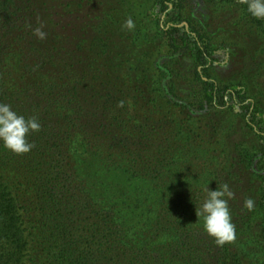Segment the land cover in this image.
I'll return each instance as SVG.
<instances>
[{
	"label": "trees",
	"instance_id": "trees-1",
	"mask_svg": "<svg viewBox=\"0 0 264 264\" xmlns=\"http://www.w3.org/2000/svg\"><path fill=\"white\" fill-rule=\"evenodd\" d=\"M203 1L235 8L264 37L240 0ZM189 2L151 0L129 32L108 13L86 23L82 0H0V103L41 124L28 154L0 144V264H264V101L214 75L226 45ZM226 118L251 146H230L219 181L217 169L203 174V142ZM242 164L259 186L229 201L236 239L218 247L196 208L206 186L237 192Z\"/></svg>",
	"mask_w": 264,
	"mask_h": 264
},
{
	"label": "rangeland",
	"instance_id": "rangeland-1",
	"mask_svg": "<svg viewBox=\"0 0 264 264\" xmlns=\"http://www.w3.org/2000/svg\"><path fill=\"white\" fill-rule=\"evenodd\" d=\"M189 3L193 20L203 26L214 39V43L226 45L228 60L226 64L216 68L214 75L222 81H242L248 84L252 97L259 96L258 98L264 101L261 98L264 97L262 84L264 80V37L251 29L235 8L220 3L207 5L203 0H190ZM82 4V12L87 13L88 16L84 19L86 23H91L97 16L101 18L108 13L112 26L116 23L122 26L126 19L131 17L135 25L138 24V27L142 28L144 23L141 22H146L144 18L151 5V0H82ZM139 21L141 22L138 23ZM158 51L153 56L154 64L166 56L162 48ZM209 141L207 144L203 142L205 144L203 155L206 162L203 174L204 176L210 175L217 169L219 181H223L229 171L228 161L234 156L230 146L240 141L247 142L248 146H251L250 141L248 142L246 134L240 130L236 119L233 118L224 119L215 138ZM239 166L230 183L232 185L236 183L239 187L234 193L235 199L237 198L241 205L240 199L243 193L251 189L250 194H252V191L259 186V181L256 177L248 175L250 170L247 171L245 164Z\"/></svg>",
	"mask_w": 264,
	"mask_h": 264
},
{
	"label": "clouds",
	"instance_id": "clouds-1",
	"mask_svg": "<svg viewBox=\"0 0 264 264\" xmlns=\"http://www.w3.org/2000/svg\"><path fill=\"white\" fill-rule=\"evenodd\" d=\"M246 6L251 17L264 20V0H240ZM30 27V26H29ZM43 24L33 29V35L38 40H45L47 33L43 31ZM135 23L131 17L122 25V30L132 32ZM124 102L119 103L123 107ZM41 131V124L37 117L18 114L11 105L0 103V144L15 155H25L31 152L35 145L29 136ZM203 200L196 208V216L203 220L204 232L213 239L218 247L233 243L236 239V225L232 221L229 201L235 199V193L228 183H223L216 190L208 186L203 189ZM255 207V200L248 197L244 200V208L251 212Z\"/></svg>",
	"mask_w": 264,
	"mask_h": 264
}]
</instances>
